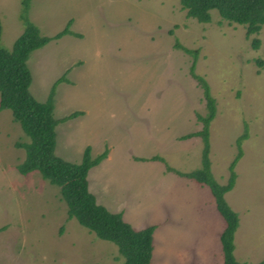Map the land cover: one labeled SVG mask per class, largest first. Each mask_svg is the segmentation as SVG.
I'll list each match as a JSON object with an SVG mask.
<instances>
[{
    "label": "rangeland",
    "instance_id": "obj_1",
    "mask_svg": "<svg viewBox=\"0 0 264 264\" xmlns=\"http://www.w3.org/2000/svg\"><path fill=\"white\" fill-rule=\"evenodd\" d=\"M202 23L180 0H0L1 44L12 47L27 18L41 35L68 23L70 33L31 52L29 90L51 91L54 152L80 163L107 156L87 172L98 204L136 229L154 225L151 264H223L225 221L210 188L190 173L202 167L208 108L191 67L216 100L210 125L215 180L225 183L241 140L233 188L225 200L238 215L236 261H264V25L257 50L243 25L212 10ZM197 52V58L180 47ZM262 62V66L258 62ZM73 112L78 116L65 119ZM12 111H0V264H122L117 247L75 218L58 186L34 170L20 174L28 141Z\"/></svg>",
    "mask_w": 264,
    "mask_h": 264
},
{
    "label": "trees",
    "instance_id": "obj_2",
    "mask_svg": "<svg viewBox=\"0 0 264 264\" xmlns=\"http://www.w3.org/2000/svg\"><path fill=\"white\" fill-rule=\"evenodd\" d=\"M26 9L27 0H23ZM180 8L186 16L202 23L212 20V10H217L220 18L228 23L243 25L245 36L251 38L253 50H257L260 41L257 34L264 25V0H180ZM70 23L53 36L41 35L37 26L24 20L22 34L15 41L12 50H7L1 44L2 21L0 18V111L9 109L15 120L20 122L28 141L19 142L25 149V157L18 164L20 174L26 175L31 171H38L51 184L59 187L62 199L67 205L68 218H75L98 239L113 243L122 264H151V243L154 225L136 229L125 222L122 215L107 210L98 204L88 189L87 172L101 159L107 156L104 150L96 158L90 155V149H85V155L80 163L68 162L57 156L55 149V125L57 119L53 115L54 103L51 91L45 101H38L29 90L31 74L27 67V60L31 52L45 45L51 39H56L70 33ZM184 52L194 55L197 52L189 50L177 43ZM264 54V47H263ZM195 60L191 67L192 76L204 90V97L208 108L206 116H200L204 125L202 129L191 134L201 135L204 140L202 167L190 173H181L182 176L196 179L206 184L213 196L215 206L225 221L224 228L219 232V243L223 264H246L236 261L234 257V233L238 226V215L225 200V193L230 191L235 183L234 170L237 161L242 156L241 140L246 131L236 139L237 154L229 164V176L225 183H219L211 170L210 160V125L216 116V100L211 94L207 80L195 72ZM258 65L262 66L259 61ZM81 112H73L65 119L78 116ZM256 264H264L261 261Z\"/></svg>",
    "mask_w": 264,
    "mask_h": 264
},
{
    "label": "crops",
    "instance_id": "obj_3",
    "mask_svg": "<svg viewBox=\"0 0 264 264\" xmlns=\"http://www.w3.org/2000/svg\"><path fill=\"white\" fill-rule=\"evenodd\" d=\"M220 232V231H219Z\"/></svg>",
    "mask_w": 264,
    "mask_h": 264
}]
</instances>
